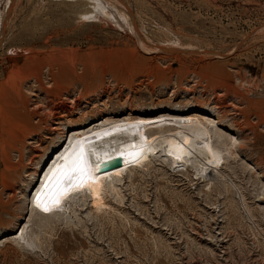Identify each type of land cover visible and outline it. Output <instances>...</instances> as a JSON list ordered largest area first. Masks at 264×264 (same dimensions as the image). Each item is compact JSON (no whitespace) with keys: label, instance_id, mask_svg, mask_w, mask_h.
Masks as SVG:
<instances>
[{"label":"rangeland","instance_id":"1","mask_svg":"<svg viewBox=\"0 0 264 264\" xmlns=\"http://www.w3.org/2000/svg\"><path fill=\"white\" fill-rule=\"evenodd\" d=\"M102 1L120 24L83 19L89 0H0V264H264V0ZM174 108L222 119L219 171L156 160L66 222L25 213L62 125ZM25 217L33 252L14 240Z\"/></svg>","mask_w":264,"mask_h":264},{"label":"bare ground","instance_id":"2","mask_svg":"<svg viewBox=\"0 0 264 264\" xmlns=\"http://www.w3.org/2000/svg\"><path fill=\"white\" fill-rule=\"evenodd\" d=\"M89 1L92 10L82 14L87 22L99 20L101 16L115 20L108 10L109 5L107 7L104 1ZM119 15L134 34L139 33L134 25L129 24V19L132 23L133 20L126 9L119 11ZM114 22L120 24L118 20ZM164 48L154 50H165L167 53L180 50ZM205 111L217 117L208 119L203 115H189L174 108L169 113L159 115H154L152 111H138L137 114L128 112L124 116L101 114L88 118L86 124L81 126L62 125V135L41 157L26 185L28 195H24L23 202L25 213L28 209L30 211V204L33 203L46 215L54 214L58 218L63 214L62 220L66 222L74 204L77 205L82 199L101 198L105 191L114 190L122 182L124 174L156 160L171 168H190L193 175L198 176H204L210 170L219 171L222 164L233 156L236 141L233 137L225 139L224 132H221L223 136L213 134L212 130L218 126L215 119L219 122L222 119L213 109ZM227 140L229 147H226ZM65 141L64 150L56 156L44 173L42 182L36 187L45 162ZM117 162L122 165L113 167ZM54 189L57 192L48 198V192ZM26 217L15 230L14 240L18 241L19 245L16 246L19 249L33 252L40 248V237L44 232L39 238H28L27 229L30 225H23Z\"/></svg>","mask_w":264,"mask_h":264},{"label":"water","instance_id":"3","mask_svg":"<svg viewBox=\"0 0 264 264\" xmlns=\"http://www.w3.org/2000/svg\"><path fill=\"white\" fill-rule=\"evenodd\" d=\"M65 144H66V141L65 142H63L62 144H61V146L56 150V151H54L52 154H51V156L49 157V159L45 162V164H44V166L42 167V169H41V171H40V174H39V176H38V179H37V182H36V187L37 186H39V184L42 182V180H43V176H44V173H46V171H47V169H49V167L51 166V164L55 161V159H56V156L62 151V150H64V148H65ZM122 164H121V162H117L113 167H119V166H121ZM112 168V167H111ZM108 169V168H107ZM73 179H76V177L75 178H73ZM34 191H35V188L32 190V195H33V193H34ZM54 191V192H53ZM57 192V190H51V192H48L49 193V195H48V193H47V195H48V198H52L54 195H55V193ZM53 193V194H52ZM40 212H43L44 213V211H42V210H40ZM23 221H24V219L20 222V224L19 225H21L22 223H23ZM15 233V232H14Z\"/></svg>","mask_w":264,"mask_h":264}]
</instances>
